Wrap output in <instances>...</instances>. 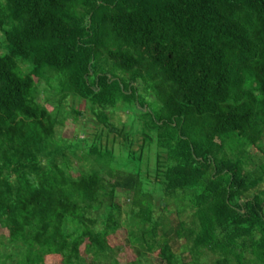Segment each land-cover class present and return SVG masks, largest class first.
Returning a JSON list of instances; mask_svg holds the SVG:
<instances>
[{
  "label": "trees",
  "instance_id": "trees-1",
  "mask_svg": "<svg viewBox=\"0 0 264 264\" xmlns=\"http://www.w3.org/2000/svg\"><path fill=\"white\" fill-rule=\"evenodd\" d=\"M0 31V264H122L124 227L135 264H264V0H0ZM71 95L108 127L137 109L155 183L58 134ZM158 192L190 220L157 217Z\"/></svg>",
  "mask_w": 264,
  "mask_h": 264
},
{
  "label": "rangeland",
  "instance_id": "rangeland-1",
  "mask_svg": "<svg viewBox=\"0 0 264 264\" xmlns=\"http://www.w3.org/2000/svg\"><path fill=\"white\" fill-rule=\"evenodd\" d=\"M3 35L0 31V54L4 55L6 51L2 48L3 44ZM33 77L40 81V75L36 72L32 73ZM50 80V79H49ZM60 78L55 75L52 78L53 87L49 88L48 80H44L41 83L42 95L39 99L40 102L46 104V106L51 111L60 110V99L59 95H56L57 89L59 86ZM63 109L62 112L65 120L64 126L58 127V134L69 140V142H77L79 139H86L89 144L100 140L102 145L101 148L104 149V153H110L115 156L113 160L110 161L109 166H112V170L119 169L121 167H127L129 165V161L127 158H130L135 155H139L142 157L144 161L143 166V175L144 177L150 176L152 178V182L155 183V170L157 165V148L147 147L144 141L143 134L138 133L137 131L141 128L140 122L137 120V109H129L124 105H120L117 109L108 110V115L110 117V124L112 127H108L104 124L98 122L97 118L93 111L89 108L87 102L84 99H80L75 96H69L67 99L63 101ZM137 132V133H136ZM103 153V154H104ZM88 148L87 145L81 144L79 150H77L78 157L81 158L82 161L87 160ZM76 159V158H74ZM110 160V159H109ZM76 160H74L75 167L77 168ZM79 164V162H78ZM84 167H80L81 170L87 171L92 169L91 165L87 162L83 163ZM132 171L136 173H141L142 171L139 169V166L133 165ZM78 171L74 172L76 174ZM124 175H127L129 171H122ZM77 175V174H76ZM107 179L114 180L117 178V174L113 171H108L105 174ZM157 187V185H156ZM154 188V187H153ZM157 217L160 214L166 215L171 221L177 222L179 218L183 221H189L190 217L188 213H185L179 217L175 208L170 206L167 211H164L165 200L162 192L157 193ZM120 201L123 204H126L128 199L126 194L121 191ZM130 202V201H129ZM128 202V203H129ZM127 213L131 211L130 203L126 206ZM125 214V218L128 219L129 214ZM7 235L2 227H0V238ZM185 239H181L179 244L176 246L177 252L182 250L185 246ZM118 245L120 247L118 252V260L122 264H135L136 255L133 250L131 244L128 242V232L127 228H123L119 232V242ZM85 250V248H83ZM183 256L182 254H179ZM186 257V262L189 263L190 256L188 253L184 254ZM47 264H62L61 258L57 256L49 257L47 260ZM149 264H164L158 255V252H155L150 256Z\"/></svg>",
  "mask_w": 264,
  "mask_h": 264
}]
</instances>
